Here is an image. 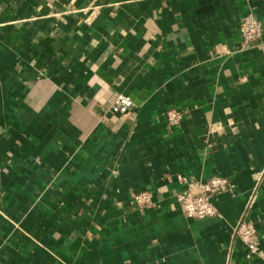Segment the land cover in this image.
<instances>
[{"label":"crops","instance_id":"1","mask_svg":"<svg viewBox=\"0 0 264 264\" xmlns=\"http://www.w3.org/2000/svg\"><path fill=\"white\" fill-rule=\"evenodd\" d=\"M178 174L228 178L220 216L186 217ZM0 264H264V0H0Z\"/></svg>","mask_w":264,"mask_h":264},{"label":"built area","instance_id":"2","mask_svg":"<svg viewBox=\"0 0 264 264\" xmlns=\"http://www.w3.org/2000/svg\"><path fill=\"white\" fill-rule=\"evenodd\" d=\"M239 32L244 44L258 40L263 33L261 21L253 14L244 15L239 23ZM134 106L130 96L118 94L110 103L108 110L112 113L124 114ZM167 122L169 126H175L181 122L182 111L176 108L167 110ZM177 181L183 188L176 193V200L183 214L188 218H213L220 216L214 203V197L227 192L232 187L231 181L223 176H212L206 180H195L177 175ZM258 185V184H257ZM259 185L247 197L245 213L238 222L234 235L246 250V258L252 259L260 254L261 237L258 225L250 217L258 199ZM139 208H146L151 204L152 194L148 191L133 195Z\"/></svg>","mask_w":264,"mask_h":264}]
</instances>
